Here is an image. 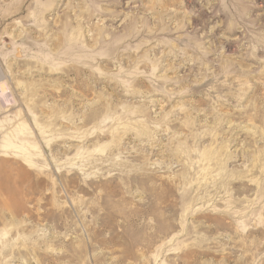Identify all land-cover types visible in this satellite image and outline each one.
<instances>
[{
    "label": "rangeland",
    "instance_id": "obj_1",
    "mask_svg": "<svg viewBox=\"0 0 264 264\" xmlns=\"http://www.w3.org/2000/svg\"><path fill=\"white\" fill-rule=\"evenodd\" d=\"M0 87V264H264V0H0Z\"/></svg>",
    "mask_w": 264,
    "mask_h": 264
},
{
    "label": "bare ground",
    "instance_id": "obj_2",
    "mask_svg": "<svg viewBox=\"0 0 264 264\" xmlns=\"http://www.w3.org/2000/svg\"><path fill=\"white\" fill-rule=\"evenodd\" d=\"M4 92V88L3 87H0V94H2ZM10 148H13L10 144H9V142L8 143H6L4 146H3V150H9ZM23 159H24V161L26 162V163H29V164H31V158H30V156H28V155H23Z\"/></svg>",
    "mask_w": 264,
    "mask_h": 264
},
{
    "label": "water",
    "instance_id": "obj_3",
    "mask_svg": "<svg viewBox=\"0 0 264 264\" xmlns=\"http://www.w3.org/2000/svg\"><path fill=\"white\" fill-rule=\"evenodd\" d=\"M19 54V53H18Z\"/></svg>",
    "mask_w": 264,
    "mask_h": 264
}]
</instances>
